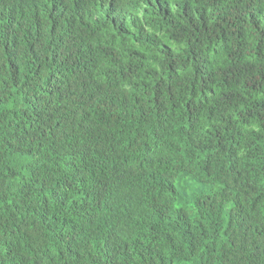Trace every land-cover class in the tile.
<instances>
[{
  "label": "trees",
  "instance_id": "obj_1",
  "mask_svg": "<svg viewBox=\"0 0 264 264\" xmlns=\"http://www.w3.org/2000/svg\"><path fill=\"white\" fill-rule=\"evenodd\" d=\"M0 264H264V0H0Z\"/></svg>",
  "mask_w": 264,
  "mask_h": 264
}]
</instances>
